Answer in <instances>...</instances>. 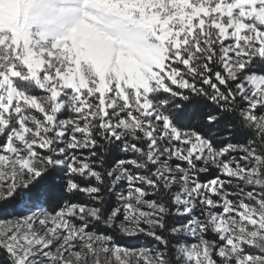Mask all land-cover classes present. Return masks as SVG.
<instances>
[{
    "label": "snow or ice",
    "instance_id": "obj_1",
    "mask_svg": "<svg viewBox=\"0 0 264 264\" xmlns=\"http://www.w3.org/2000/svg\"><path fill=\"white\" fill-rule=\"evenodd\" d=\"M0 264H264V0H0Z\"/></svg>",
    "mask_w": 264,
    "mask_h": 264
}]
</instances>
